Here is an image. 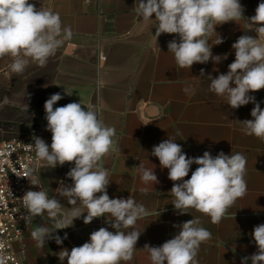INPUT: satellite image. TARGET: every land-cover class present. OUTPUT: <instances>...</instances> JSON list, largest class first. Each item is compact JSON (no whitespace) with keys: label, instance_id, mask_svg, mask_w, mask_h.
Returning a JSON list of instances; mask_svg holds the SVG:
<instances>
[{"label":"crops","instance_id":"crops-1","mask_svg":"<svg viewBox=\"0 0 264 264\" xmlns=\"http://www.w3.org/2000/svg\"><path fill=\"white\" fill-rule=\"evenodd\" d=\"M29 2L37 9L44 7L58 12L62 25L71 27L73 38L46 66L29 63L20 75L10 70L11 57L0 58V102L5 96L11 101L0 107V143L41 135L50 146L52 134L46 130L44 104L52 94L60 93L63 97L54 108L80 100L84 105L92 104L100 110L104 123L114 126L117 133L118 151L101 162L109 171V197L132 196L149 213L135 225L142 234L133 259L121 264H151L144 245L161 246L178 234L179 228L173 225H181L194 217L212 234L210 240L200 245L199 264H241L243 257L256 253L252 232L255 226L264 224V140L245 135L240 123L253 119L251 110L255 105L250 102L232 109L226 98L209 91L207 76L228 72V65L235 60L232 44L240 36L248 35L264 43V37H258L256 26L248 20L264 0H239L244 18L216 26L217 33L208 41L213 56H221L222 60L196 63L191 69H180L174 55L168 52L169 41L179 42L177 34H161L157 42L153 40L156 29L151 23H141L142 17L137 18L136 0ZM219 36L223 43L215 45ZM224 56L227 58L223 59ZM201 69L205 71L203 77ZM99 81L104 82L103 86ZM185 88L194 89L195 93L185 92ZM249 95L264 109V89ZM26 103L28 111L24 108ZM168 138L180 144L190 158L200 157L205 151L213 157L221 151L226 155L246 156L247 193L237 199L219 224H212L210 217L194 209H188L183 215L175 210L170 194L173 181L168 178V169H162L158 158L151 155L153 147ZM141 162L146 168L155 165L158 184L141 181L136 168ZM72 167L74 163H65L40 170L44 190L49 198L60 200L65 211L71 205L59 195L57 188L61 182L72 185L66 175ZM197 167L193 164L185 179H190ZM100 219L107 220L94 218L84 224L82 216L74 219L72 226L55 230L53 237L63 238L67 233L61 245L55 239H48L40 248L32 238L29 264H67V259L59 260V251L62 248L71 251L88 242L90 234L100 228ZM40 226L51 230L54 222L46 215ZM247 264H251L250 259Z\"/></svg>","mask_w":264,"mask_h":264},{"label":"clouds","instance_id":"clouds-1","mask_svg":"<svg viewBox=\"0 0 264 264\" xmlns=\"http://www.w3.org/2000/svg\"><path fill=\"white\" fill-rule=\"evenodd\" d=\"M134 11L137 18L142 17L141 23H151L155 27L154 41L157 42L161 34L178 35L179 42L175 39L168 42V52L174 55L180 69H191L194 64H205L209 60L219 63L222 57L213 56L212 46L208 43L210 37L217 33L216 26L244 18V8L239 0H136ZM153 15L155 19H152ZM248 20L256 26L258 37H264V2L258 4L255 15ZM72 38L71 27L63 26L60 14L51 8L37 9L29 0H0V58H12L9 67L13 73L22 74L29 63L46 66L49 59ZM221 43L223 40L219 36L215 45ZM232 48L235 60L228 65V72L216 77L207 76L209 91L226 98L232 109L253 103V119L240 121L242 131L245 135L264 140V109L254 96L249 95L264 89V43H260L258 38L242 35ZM200 75H205L204 69L200 70ZM98 83L103 86L104 82ZM184 91L195 93L191 88ZM62 98L60 93H55L44 104L46 130L52 134L50 146L40 137H34V144L27 146L35 152L41 168L74 163L66 174L72 185L61 182L57 188L59 195L65 197L71 207L65 211L60 200L49 198L40 181L32 178L33 169L29 168L21 177L28 178L40 190H29L23 195L27 215L22 218L30 223L32 218L47 213L54 222V229L37 226L31 232L37 247L42 248L48 239H55L56 244L61 245L67 239V233L63 238L59 235L53 237L52 233L72 226L74 219L83 216L84 224H89L94 218L106 217L115 232L101 227L93 231L89 241L81 246H75L71 251L62 248L57 254L59 260L67 259V264L129 262L142 234L135 225L149 213L132 196L124 199L108 195L109 171L101 162L118 151L116 129L104 123L96 106L84 105L81 100L54 108ZM10 103V98L5 96L0 107ZM28 107L26 103V111ZM151 155L158 158L162 169H168V178L173 181L170 190L174 198L172 204L180 215L194 209L210 217L212 224H219L237 199L247 193V158L242 153L226 155L221 151L213 157L205 151L200 157L190 158L180 144L168 138L155 145ZM193 164L198 167L192 171L190 179H185ZM136 168L144 184L159 183L155 165L154 168H146L141 162ZM200 225V219L194 217L181 225H173L179 228L178 234L161 246L145 244L143 249L149 254L151 264H199L200 245L212 236ZM121 228L131 230L125 232ZM252 236L257 252L243 257L241 264H247L249 259L251 264H264V224L255 226ZM0 264H6L3 255H0Z\"/></svg>","mask_w":264,"mask_h":264},{"label":"built area","instance_id":"built-area-1","mask_svg":"<svg viewBox=\"0 0 264 264\" xmlns=\"http://www.w3.org/2000/svg\"><path fill=\"white\" fill-rule=\"evenodd\" d=\"M34 137L43 139L41 135L25 136L0 143V255L6 258V264H29L31 232L47 215L34 217L30 223L22 218L27 215L23 195L29 190H40L28 178L21 177L27 169H33L32 178L38 179L44 189L40 162L27 146L34 144ZM99 224L100 228L115 232L107 220L100 219Z\"/></svg>","mask_w":264,"mask_h":264}]
</instances>
